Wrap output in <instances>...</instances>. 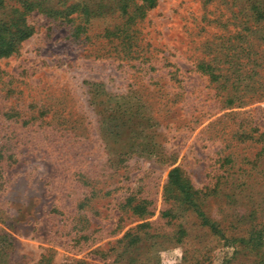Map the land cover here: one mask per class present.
Returning a JSON list of instances; mask_svg holds the SVG:
<instances>
[{
  "label": "rangeland",
  "instance_id": "rangeland-1",
  "mask_svg": "<svg viewBox=\"0 0 264 264\" xmlns=\"http://www.w3.org/2000/svg\"><path fill=\"white\" fill-rule=\"evenodd\" d=\"M0 23L31 29L0 57V264H264V0H1Z\"/></svg>",
  "mask_w": 264,
  "mask_h": 264
},
{
  "label": "trees",
  "instance_id": "trees-1",
  "mask_svg": "<svg viewBox=\"0 0 264 264\" xmlns=\"http://www.w3.org/2000/svg\"><path fill=\"white\" fill-rule=\"evenodd\" d=\"M141 2L145 7H152L155 0H141ZM23 6L27 9L29 7V3L24 2ZM30 34L31 29L25 23H20L18 25L16 23H0V57L7 56L13 52L17 44ZM167 183L172 185L178 191L182 202L194 209V211L200 216L202 223L207 224L206 218L202 217V212L196 207V204L192 199V193L189 185L184 183L181 179L179 170L176 167H173L167 172Z\"/></svg>",
  "mask_w": 264,
  "mask_h": 264
}]
</instances>
